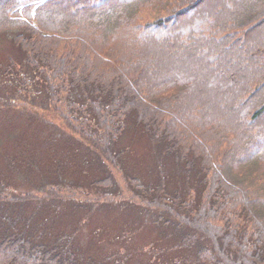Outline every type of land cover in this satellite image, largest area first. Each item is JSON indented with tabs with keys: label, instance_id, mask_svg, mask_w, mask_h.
<instances>
[{
	"label": "trees",
	"instance_id": "16d2710c",
	"mask_svg": "<svg viewBox=\"0 0 264 264\" xmlns=\"http://www.w3.org/2000/svg\"><path fill=\"white\" fill-rule=\"evenodd\" d=\"M263 28L264 0H0V33L11 36L18 57L4 64L7 72L17 71L13 59L26 67L32 91L75 136L57 141L48 124L45 145L78 147L71 164L49 150L37 157L38 145L22 137H7L11 150L0 141V264H95L79 256L71 234L53 239L44 221L55 225L65 201L83 217L100 200L113 203L109 165L129 155L130 147L115 148L128 123L183 176L181 195L165 189L159 158L155 188L124 173L145 207L127 205L172 230L161 236V248L177 242L167 249L177 252L171 259L264 264ZM16 82L11 92L0 82L4 123L26 116L3 111L21 101L26 78ZM69 99L70 117L62 110ZM75 177L100 190L99 200L78 202ZM26 184L37 192L8 191Z\"/></svg>",
	"mask_w": 264,
	"mask_h": 264
},
{
	"label": "rangeland",
	"instance_id": "374dc122",
	"mask_svg": "<svg viewBox=\"0 0 264 264\" xmlns=\"http://www.w3.org/2000/svg\"><path fill=\"white\" fill-rule=\"evenodd\" d=\"M262 30H264V28ZM8 35L7 33H0V82L6 81L5 85L11 87L10 92L18 87L16 78H26L25 84L27 86L22 91V94H19L21 97L19 98L21 99L19 102L20 104L17 101H13L11 105L5 106L3 111H10L16 116L19 114L18 117L25 113L26 116L25 118L22 116L20 119H8V122L6 123L5 121L4 123L5 118L0 115V141L5 146L3 150H11V148L13 149L16 147L15 144L10 145L5 143L9 140L7 137L15 139L22 137L27 139L30 145H38L37 147H39L40 150L36 152L37 157L41 156L43 159H47L46 155L49 150L57 154L58 159L65 160L74 158L71 164L75 163L76 156L74 154L69 155V153H72L78 147L58 142L56 146H53L54 149L52 150V148H49V144L48 146L45 145V143H47L46 132L48 124L51 126L50 131L54 130V133H59V139L57 141L64 140L63 136L72 137V139L75 136L71 135L65 127L63 128L62 121L60 122L56 114L48 108L47 101H43L41 96L32 91L37 88V84H35L34 79L29 78V76L33 74L29 73L26 67H21L20 63L16 59H13V63L18 72L15 69H11L10 72H7L8 68L7 66L5 67L4 64L7 63L11 56L12 58L13 55L15 58L17 57V47L12 45L9 38L10 35ZM236 63L238 64V61H236ZM3 90L4 89L0 91L2 96L4 95ZM12 96L13 94L7 95V97L11 99L15 97ZM11 99H9V101ZM77 104L80 105L81 103L79 102ZM73 105L74 102L72 99L62 104V110H64L68 117H70L69 113H74V110H72V108H74ZM0 109L2 110V108ZM83 113V115L79 116H82V119L85 117V120L88 119L91 121L92 117L90 114H88V116L85 111H83ZM8 114L9 113H7V117ZM92 123L94 122L92 121ZM127 126L124 133L117 139L115 148L117 153L123 147H130V151L128 152L129 155L126 154L125 157L123 156L124 158L122 157L118 168L111 165H109L110 168L108 167L115 185L114 189H112L113 194H115L113 196V203L110 205V203L106 201L103 203L101 202L102 200H100L101 204L99 203V207L97 206L98 208L90 212L87 217H83L82 213H78L75 209L73 212L70 208V201V203L65 201L68 207L66 205L64 207L60 206V217L57 219L55 225L52 221H44V231H50L49 233L53 239L61 236L63 237L65 232L71 234L65 235V237L69 239L72 246L79 253V256L84 258L85 261H93L95 264H177L175 260L171 259L177 252L171 251L170 256L168 253L169 251L167 252L169 246L172 244L176 245L177 242L171 243L165 240L168 246L161 248L162 245H166L165 243L162 244L161 236L174 235L170 233L172 230L169 227L162 228L163 226L161 225H153L152 222L150 223L147 221L145 216L137 211L136 207L127 205L128 203H133L139 207H145L141 203L142 198H137V189L133 187L131 183L125 182L124 177L126 176L124 173L127 171L129 174L138 177L142 184L155 188L158 182V175L153 173L152 170L154 171V162H157V158H159L162 161V166L165 168L164 170L166 173L164 179L165 189L169 194L175 192L179 193V191H181V195L184 193V186H181L183 183L181 181L183 176L175 169L170 160L166 161V156H162L163 152L160 147L154 148L153 145L147 141L140 128L136 129L133 123H128ZM48 133L50 134L52 132ZM32 146L31 148L34 150ZM67 150H69L68 153ZM51 153H49V155ZM89 160L93 163L91 158ZM132 169L140 177L133 174ZM128 173L126 174L128 175ZM73 181L81 185L79 189L75 188L77 194L81 196H76L75 199H77L78 202L81 203L82 201L83 203L85 200L88 201L87 203H90L89 201L96 202L101 197L99 195L100 190L86 187L85 181L81 182L79 178L76 177L73 178ZM7 187H10L8 189L9 192L18 191V194H33L37 192L33 190L32 186H27V184L15 188L13 186ZM49 188H52V186ZM17 193L15 192L16 195ZM190 196L194 199L193 202L194 205H196V202L198 203L199 201L197 191L195 189H190L187 197ZM144 200H146V198ZM94 204L95 203L91 205L94 206ZM121 205H123V207H120ZM44 208L43 206L37 208L40 212L39 215L44 212ZM93 208L94 207L90 206L86 211H90ZM47 213H49V211ZM173 238L174 237H172V239ZM160 250L162 255L159 253ZM181 255L187 261H190V254L181 252ZM181 261H179V264Z\"/></svg>",
	"mask_w": 264,
	"mask_h": 264
}]
</instances>
